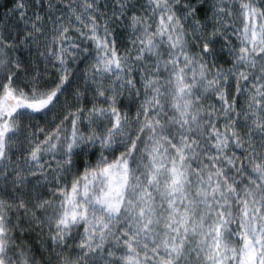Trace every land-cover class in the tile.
I'll use <instances>...</instances> for the list:
<instances>
[{
    "label": "snow or ice",
    "instance_id": "obj_1",
    "mask_svg": "<svg viewBox=\"0 0 264 264\" xmlns=\"http://www.w3.org/2000/svg\"><path fill=\"white\" fill-rule=\"evenodd\" d=\"M0 264H264V0H0Z\"/></svg>",
    "mask_w": 264,
    "mask_h": 264
}]
</instances>
